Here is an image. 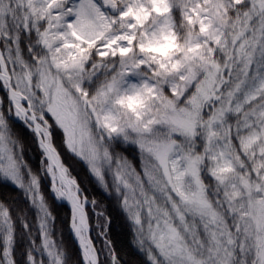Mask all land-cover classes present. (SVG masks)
Wrapping results in <instances>:
<instances>
[{"label": "snow or ice", "instance_id": "snow-or-ice-1", "mask_svg": "<svg viewBox=\"0 0 264 264\" xmlns=\"http://www.w3.org/2000/svg\"><path fill=\"white\" fill-rule=\"evenodd\" d=\"M0 93V264H72L65 203L125 264L66 154L141 264H264V0H0Z\"/></svg>", "mask_w": 264, "mask_h": 264}, {"label": "trees", "instance_id": "trees-1", "mask_svg": "<svg viewBox=\"0 0 264 264\" xmlns=\"http://www.w3.org/2000/svg\"><path fill=\"white\" fill-rule=\"evenodd\" d=\"M4 99V94L0 93V100ZM19 135V132H17ZM27 157L33 168L39 167L38 160V150L32 151L27 150ZM66 165L70 168L71 173L80 181L82 186L87 189L89 198H95L99 205L102 206L105 213L111 217L110 223L108 221H103L108 225L107 235L110 239L112 245L115 246L117 252L121 256V259L125 264H141L143 257L138 254L135 249L131 246L132 235L127 222L122 218V216L115 209L114 203H111L107 197V193L104 192L102 188L96 185L94 182L89 183V177L87 175L86 169L78 162L75 158L71 157L70 154H66L64 157ZM15 193L10 194V199H14ZM59 204V202H57ZM91 211V209H89ZM58 216L57 220V239H60L61 233L63 236V243L68 251L69 255L72 256V264H75L76 255L78 254V245L73 239V235L70 231L69 221L71 216V211L69 207L65 204L63 207H58L55 213ZM92 228L96 227V217L92 216L91 220ZM92 238L94 240L98 239L96 231L92 232ZM103 243L102 240L97 244L100 247Z\"/></svg>", "mask_w": 264, "mask_h": 264}, {"label": "water", "instance_id": "water-1", "mask_svg": "<svg viewBox=\"0 0 264 264\" xmlns=\"http://www.w3.org/2000/svg\"><path fill=\"white\" fill-rule=\"evenodd\" d=\"M66 204V203H65ZM68 206V205H67ZM70 208V206H68ZM73 238H74V235H73ZM74 241H75V238H74ZM77 244V243H76Z\"/></svg>", "mask_w": 264, "mask_h": 264}]
</instances>
